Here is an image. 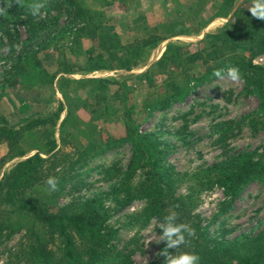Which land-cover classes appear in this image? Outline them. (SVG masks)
I'll list each match as a JSON object with an SVG mask.
<instances>
[{
    "label": "rangeland",
    "instance_id": "rangeland-1",
    "mask_svg": "<svg viewBox=\"0 0 264 264\" xmlns=\"http://www.w3.org/2000/svg\"><path fill=\"white\" fill-rule=\"evenodd\" d=\"M41 2L39 18L8 6L12 41L0 28V180L38 153L46 161L32 195L74 210L94 202L110 243L133 264L158 258L163 241H146L161 234L172 205L178 222L199 228L200 242L212 246L262 232L264 171L233 194L225 180L239 154L264 162L258 85L253 76L233 83L213 75L235 59L264 68L251 0H73L83 9L75 16L68 0ZM168 45L203 58L187 62L171 50L161 60ZM174 91L177 99L159 108ZM49 176L58 191L47 190ZM0 217L30 216L0 206ZM25 234L0 239V264H35L19 256ZM185 251L189 245L176 253Z\"/></svg>",
    "mask_w": 264,
    "mask_h": 264
},
{
    "label": "trees",
    "instance_id": "trees-1",
    "mask_svg": "<svg viewBox=\"0 0 264 264\" xmlns=\"http://www.w3.org/2000/svg\"><path fill=\"white\" fill-rule=\"evenodd\" d=\"M68 1L71 2V7L74 10L72 16H75V13H82L83 9L80 5H77L73 0ZM31 2L32 0H21L20 6L27 10L26 5ZM8 4L10 6L19 4L16 3V0H0V8H5V11L0 13V28L12 41L13 35L9 33L7 25L13 18H16V15L8 13ZM227 4H229V0H223V5ZM260 24L264 32V21L260 20ZM227 35H232V33H227ZM262 48L264 49V46ZM171 50L177 51L176 55H182L187 62H195L203 58L201 51L182 53L183 47L168 45L161 60H168L167 56ZM172 59L174 60L176 57H172ZM135 64L136 61H133L122 66L130 68ZM231 64L239 67L242 75L246 78L253 76L256 79L264 115V68L252 64L251 60L235 59L231 61ZM101 66L103 65H99L98 68ZM145 75L147 73L143 74V76ZM203 76L204 74L199 79H203ZM4 86L6 85L0 86V89ZM170 86L171 90H177L175 84H170ZM177 94L179 91L164 95L158 104L159 108L176 100ZM45 161L36 153L17 162L2 176L0 206L10 210V213H21L30 217H0V239L17 230L24 229L26 239L20 245L19 256L26 262L35 264H133L128 254L116 250L110 243L111 231L106 227L105 217L94 202H84L80 209L74 210L70 207L51 204L32 195L30 189L33 186V180ZM156 165L157 162L154 159L147 167L149 179L152 178ZM255 171H264V162L254 160L245 153L237 155L233 169L225 173L227 190L233 194L239 184ZM177 202L181 204L179 200ZM190 225L193 227L192 224ZM194 229L196 235L191 238L189 248L191 252L200 256V264H264V230L237 243L212 246L208 242H200L202 232L199 228L198 230ZM165 246V242H163L160 252ZM169 252L174 253V250L169 249ZM163 260L164 257L159 255L155 261L149 264H163Z\"/></svg>",
    "mask_w": 264,
    "mask_h": 264
},
{
    "label": "clouds",
    "instance_id": "clouds-1",
    "mask_svg": "<svg viewBox=\"0 0 264 264\" xmlns=\"http://www.w3.org/2000/svg\"><path fill=\"white\" fill-rule=\"evenodd\" d=\"M16 3L21 5V0H16ZM10 6V4H8ZM30 14L33 17L39 18L42 13L41 9L44 4L41 0H32L26 5ZM253 18L264 21V0H251V4L247 7ZM5 8H0V13H3ZM213 75L220 80H230L233 83H240L243 76L239 67L226 65L222 68L214 70ZM47 190L50 192L58 191L59 180L55 176H49L45 182ZM178 205H172L166 210V214L158 224L161 230L159 236H150L146 241V245L153 241L152 237H157L158 242H165V247L161 250L159 255L164 257L163 264H200V256L195 252H180L176 253L182 245L188 246L191 243V238L196 235V230L188 223L178 222L180 214L176 211ZM169 249L174 250L170 253Z\"/></svg>",
    "mask_w": 264,
    "mask_h": 264
}]
</instances>
